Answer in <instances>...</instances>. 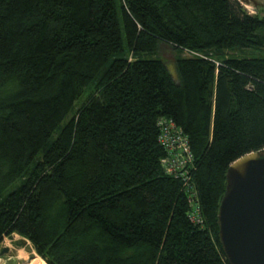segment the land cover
<instances>
[{"label":"trees","instance_id":"1","mask_svg":"<svg viewBox=\"0 0 264 264\" xmlns=\"http://www.w3.org/2000/svg\"><path fill=\"white\" fill-rule=\"evenodd\" d=\"M262 51L239 0H0V244L19 235L30 263L230 264L218 212L230 165L264 149ZM161 117L190 139L204 225L161 166Z\"/></svg>","mask_w":264,"mask_h":264},{"label":"water","instance_id":"2","mask_svg":"<svg viewBox=\"0 0 264 264\" xmlns=\"http://www.w3.org/2000/svg\"><path fill=\"white\" fill-rule=\"evenodd\" d=\"M250 9L264 0H239ZM219 236L230 264H264V149L235 160L218 212ZM2 247L1 255L9 252Z\"/></svg>","mask_w":264,"mask_h":264},{"label":"built area","instance_id":"3","mask_svg":"<svg viewBox=\"0 0 264 264\" xmlns=\"http://www.w3.org/2000/svg\"><path fill=\"white\" fill-rule=\"evenodd\" d=\"M158 126V141L164 150L161 166L167 175L181 181L190 204L189 219L196 225H204L205 219L193 177L197 165L190 139L172 118L161 117Z\"/></svg>","mask_w":264,"mask_h":264},{"label":"rangeland","instance_id":"4","mask_svg":"<svg viewBox=\"0 0 264 264\" xmlns=\"http://www.w3.org/2000/svg\"><path fill=\"white\" fill-rule=\"evenodd\" d=\"M246 10L251 13L252 15H259L260 17H264V8H260L258 9H250V7L248 5H244ZM165 48L162 49V51L160 52V56L165 59L167 61L168 67L171 71V73L176 77L177 76V71H176V61L175 58L178 54V52L168 46H164ZM255 54L256 52L248 50V51H236V52H229V55H237V56H242V55H249V54ZM262 54L264 55V51H262ZM193 54L190 52H183L182 56H192ZM87 95L88 92H85L84 95H82L80 97V99H78L76 106L74 108V110L72 111V113L69 115V117L67 118V120H69V118L73 115V113L80 107L82 106L85 101L87 100ZM57 134V132H56ZM20 181H17L16 183L12 184L7 190H6V194L8 192H10L11 190H13L15 187L18 186ZM21 237L17 234H15L12 237H6L3 241L2 244H0V264H46L45 260L40 259L39 261L35 262V263H30L32 258L37 257L38 255L35 253V251H29L27 250L26 246H22L20 242H17L18 240H20ZM11 241V242H10ZM30 245V244H29ZM2 247H9V252L1 255V249ZM23 250L25 252V255L23 258H18L17 257V253L18 250Z\"/></svg>","mask_w":264,"mask_h":264},{"label":"bare ground","instance_id":"5","mask_svg":"<svg viewBox=\"0 0 264 264\" xmlns=\"http://www.w3.org/2000/svg\"><path fill=\"white\" fill-rule=\"evenodd\" d=\"M11 242V241H10ZM28 244H30V242H28ZM34 251V250H33ZM25 255V252L21 249V250H18V253H17V257L18 258H23ZM1 260V258H0Z\"/></svg>","mask_w":264,"mask_h":264}]
</instances>
